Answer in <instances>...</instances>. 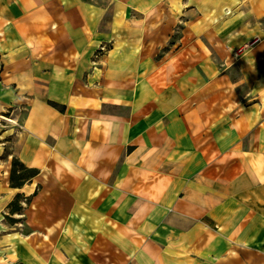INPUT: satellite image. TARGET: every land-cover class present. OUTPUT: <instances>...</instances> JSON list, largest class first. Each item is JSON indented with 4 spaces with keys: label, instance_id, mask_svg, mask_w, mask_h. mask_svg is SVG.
<instances>
[{
    "label": "crops",
    "instance_id": "crops-1",
    "mask_svg": "<svg viewBox=\"0 0 264 264\" xmlns=\"http://www.w3.org/2000/svg\"><path fill=\"white\" fill-rule=\"evenodd\" d=\"M0 264H264V0H0Z\"/></svg>",
    "mask_w": 264,
    "mask_h": 264
},
{
    "label": "trees",
    "instance_id": "trees-1",
    "mask_svg": "<svg viewBox=\"0 0 264 264\" xmlns=\"http://www.w3.org/2000/svg\"><path fill=\"white\" fill-rule=\"evenodd\" d=\"M38 174L35 169L26 168L18 159H13L10 182L12 187H22Z\"/></svg>",
    "mask_w": 264,
    "mask_h": 264
},
{
    "label": "built area",
    "instance_id": "built-area-1",
    "mask_svg": "<svg viewBox=\"0 0 264 264\" xmlns=\"http://www.w3.org/2000/svg\"><path fill=\"white\" fill-rule=\"evenodd\" d=\"M241 51H242V50H239V51L237 52V54L241 53Z\"/></svg>",
    "mask_w": 264,
    "mask_h": 264
}]
</instances>
